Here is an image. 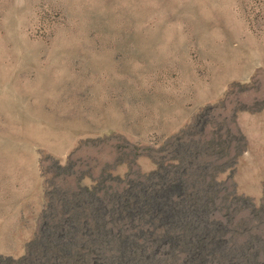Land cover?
<instances>
[{"label":"rangeland","instance_id":"obj_1","mask_svg":"<svg viewBox=\"0 0 264 264\" xmlns=\"http://www.w3.org/2000/svg\"><path fill=\"white\" fill-rule=\"evenodd\" d=\"M117 263L264 264V0H0V264Z\"/></svg>","mask_w":264,"mask_h":264},{"label":"bare ground","instance_id":"obj_2","mask_svg":"<svg viewBox=\"0 0 264 264\" xmlns=\"http://www.w3.org/2000/svg\"><path fill=\"white\" fill-rule=\"evenodd\" d=\"M177 192V191H176ZM164 193V192H163ZM156 194V193H155ZM164 194H167V193H164ZM167 196V195H166ZM157 197V196H156ZM161 197V196H160ZM171 197V196H170ZM176 198V197H175ZM162 199V198H161ZM164 200V199H163ZM118 201V200H117ZM165 202V201H164ZM172 202V201H171ZM177 202V201H176ZM162 203V202H161ZM158 204V203H157ZM167 206V205H166ZM104 207V206H103ZM148 207V206H147ZM165 207V206H164ZM156 208V207H155ZM161 208V207H159ZM168 208V207H167ZM162 209V208H161ZM174 209V208H173ZM101 211V210H100ZM142 211V210H141ZM96 212V211H95ZM163 212V211H162ZM186 212V211H185ZM104 213V212H103ZM153 213V212H152ZM166 213V212H165ZM97 214V213H96ZM156 215V214H155ZM172 215V214H171ZM127 216V215H126ZM140 216V215H139ZM200 216V215H199ZM125 217V216H124ZM144 217V216H143ZM96 218V217H95ZM99 218V217H98ZM103 218V217H102ZM188 218V217H187ZM190 219V218H189ZM164 221V220H163ZM98 222V221H97ZM184 222V221H182ZM168 225V224H167ZM156 226V225H155ZM162 228V227H161ZM198 231V230H197ZM210 231V230H209ZM78 232V231H77ZM164 232V231H163ZM99 233V232H98ZM153 233V232H152ZM86 234V233H85ZM166 234V233H165ZM198 234V233H197ZM213 234H214V231H213ZM64 235V234H63ZM210 235V234H209ZM216 236V235H215ZM105 237V236H104ZM209 237V236H208ZM204 238V237H203ZM216 238V237H215ZM64 239V238H63ZM105 240V239H104ZM131 240V239H130ZM185 240V239H184ZM203 240V239H202ZM132 241V240H131ZM150 241V240H149ZM195 241V240H194ZM104 242V241H103ZM109 242V241H108ZM199 242V241H198ZM212 242V241H211ZM58 243V242H57ZM191 243V242H190ZM222 243V242H221ZM74 246V245H73ZM88 247V246H87ZM86 247V248H87ZM202 247V246H201ZM78 248V247H77ZM127 248V247H126ZM130 248V247H129ZM46 249V248H45ZM57 249V248H56ZM102 249V248H101ZM78 250V249H77ZM95 250V249H94ZM93 250V251H94ZM106 250V249H105ZM118 250V249H117ZM191 250V249H190ZM205 250V249H204ZM121 251V250H120ZM201 251V250H200ZM56 252V251H55ZM130 252V251H129ZM211 252V251H210ZM44 253V252H43ZM205 253V252H204ZM213 253V252H212ZM67 254V253H66ZM102 254V253H101ZM104 254V253H103ZM194 254V253H193ZM209 254V253H208ZM126 255V254H125ZM147 255V254H146ZM202 255V254H201ZM206 255V254H205ZM212 255V254H211ZM187 256V255H186ZM193 256V255H192ZM195 256V255H194ZM119 257V256H118ZM122 257V256H121ZM57 258V257H56ZM62 258V257H61ZM128 258V256H127ZM185 259V258H184ZM205 259V258H204ZM203 259V260H204ZM39 260V258H38ZM75 260V259H74ZM106 260V259H105ZM149 260V259H148ZM192 260V259H191ZM199 260V259H198ZM50 261V260H49ZM121 261V260H120ZM207 261V260H206ZM78 262V261H77ZM146 262V261H145ZM190 262V261H189ZM203 263V262H202ZM118 264V263H117Z\"/></svg>","mask_w":264,"mask_h":264}]
</instances>
